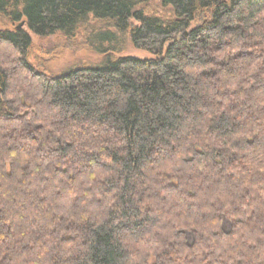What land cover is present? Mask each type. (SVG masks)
<instances>
[{"label": "trees", "instance_id": "trees-1", "mask_svg": "<svg viewBox=\"0 0 264 264\" xmlns=\"http://www.w3.org/2000/svg\"><path fill=\"white\" fill-rule=\"evenodd\" d=\"M0 16V264H264V0ZM30 34L101 59L39 72Z\"/></svg>", "mask_w": 264, "mask_h": 264}, {"label": "rangeland", "instance_id": "rangeland-1", "mask_svg": "<svg viewBox=\"0 0 264 264\" xmlns=\"http://www.w3.org/2000/svg\"><path fill=\"white\" fill-rule=\"evenodd\" d=\"M146 11L153 13L160 10L157 2H152L145 6ZM21 21L11 25L0 16V29H14ZM25 30V29H24ZM31 35V34H30ZM32 46L28 57V63L33 69L45 74L58 75L76 64L97 63L101 58L95 52L85 50L83 45H79L77 40L68 43L59 35L48 38H38L31 35ZM120 57H131L136 59H147L150 55L141 50L128 47ZM227 228V225L224 226Z\"/></svg>", "mask_w": 264, "mask_h": 264}, {"label": "water", "instance_id": "water-1", "mask_svg": "<svg viewBox=\"0 0 264 264\" xmlns=\"http://www.w3.org/2000/svg\"><path fill=\"white\" fill-rule=\"evenodd\" d=\"M22 26H23V23H21L18 28H21Z\"/></svg>", "mask_w": 264, "mask_h": 264}]
</instances>
